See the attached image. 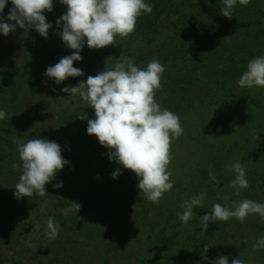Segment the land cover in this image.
<instances>
[{"label": "rangeland", "instance_id": "obj_1", "mask_svg": "<svg viewBox=\"0 0 264 264\" xmlns=\"http://www.w3.org/2000/svg\"><path fill=\"white\" fill-rule=\"evenodd\" d=\"M197 1L200 0H189V4L188 2L182 3V0H176L175 2L178 5L177 10L187 12L189 9L196 16V19H193V22L187 25L191 28V32L197 30L198 21L206 22V24L217 21V16L214 13L210 15L209 11L204 12L203 10L206 7L202 8L197 5ZM217 1L215 0L216 4H214V0H206V3H211L212 7H215V5H218ZM260 1L254 0L255 9L264 7V4H260ZM12 7V3L8 2L0 15L6 19ZM66 11L67 6L61 4L60 0H53V10L51 12L45 11L44 15L47 21L52 24L47 38L42 36L35 28L24 29L18 25L16 30L10 32L7 36L0 32V110H4L6 113L9 112L4 119L8 122L16 123L20 118L16 109L14 111V103L11 101L13 91L9 90L7 92L4 87L6 80L11 75L9 72L16 73L13 80H10L12 83L19 82L23 84L29 83L30 78L37 77L34 72L40 74L44 80L41 90L43 92L42 98L39 100L38 105H34V101L31 102L28 117L23 119L25 121L29 119L28 123L31 126L24 128V132H35L41 138L53 133L51 129L47 126L43 127L42 124L44 122L48 125L52 124L56 111L64 109L68 105L70 112H73L76 108L81 110L86 104L79 95H70V97L64 99L63 105H55V109L50 111L49 115L46 114L44 108L42 109L43 105L53 103L54 99L52 97L65 93L61 89L79 83L77 78L69 77L57 84L54 78L45 76L47 65L52 61H49L48 64L46 62L41 63V66H39L37 58L34 57V52L36 54L37 49H43L45 53L55 52V58L58 62L62 57L72 54L74 50L68 48L62 37L57 34L56 21ZM241 11L246 13L244 9ZM175 15H178V11L172 10L170 19L176 22ZM7 22L13 23L12 21ZM175 22L168 23L165 29L162 28L163 32L157 33L154 41L146 46H158L160 42H163L167 47H171L174 43L172 30ZM182 26V22H178V30ZM60 30L62 31V27ZM143 44L144 42L133 37L129 39L128 44L124 43L122 48L124 49L128 45L129 51H135ZM100 50L90 49L85 43L80 52L81 56L86 58L87 61L92 57V63L86 61L84 66L91 69L95 74L106 70V67L113 68L115 62L119 60L118 56L115 62L111 61L108 49L105 51ZM178 52L177 50L173 51L171 57L163 64L165 68L173 67L179 62ZM156 54L161 56V53ZM160 58H163V56ZM166 77L163 73L162 81ZM186 84L182 83L180 85L186 86ZM179 87L176 89V93L187 94L196 100L198 99L196 98L197 94L203 91L198 87L190 90H181ZM237 92L238 95L234 96V102H230L226 109L221 104L209 102L202 114L205 118L203 119L204 122L202 119L193 121L190 117L183 123L182 127L185 129L183 135L172 143L173 160L169 165V170L172 172L171 180L174 181L173 187L175 188L172 193H168L171 197H173L172 194L175 191L182 192L176 196L178 200H188L193 195H197L198 190L199 192L201 190L200 187L189 184L192 181L198 184L197 182L201 178L207 185L213 184V192L216 190L219 192L218 195L214 196L213 193L208 194L212 198V202L218 197L223 201L221 203H227L228 206H231L232 201L239 202L245 198L264 203V88H241L237 86ZM65 94L69 95V93ZM163 94V92L156 93L158 103L161 101ZM169 96L172 95L166 93L164 96L165 104ZM8 106H10L9 109ZM184 115L186 114H180V116ZM35 117L36 119H34ZM4 120H0V125H4ZM61 122L64 123L65 118ZM205 122L206 124L210 122L216 127L215 135H211L215 138L214 144L207 143L209 139L200 135L201 131L199 129H202L203 126H205L203 131L207 132ZM241 126L249 128L248 135L240 134L237 131ZM195 127L197 130H194L200 134L192 133L195 137L194 143L186 145L189 144L190 137H192L188 134L190 133L189 130ZM247 138L248 140L249 138L255 139L256 149L251 150L250 146L246 145ZM183 145H186L187 148H181L185 147ZM60 146L62 156L69 163L62 170H59L56 177L46 185L48 193L43 197L34 193L31 197L25 196L17 199L14 195L15 190L10 187L16 185L19 180L17 175L22 174V169L14 172L10 169L14 163L9 164L7 162H4L0 167V178L2 179L0 181V184H2L0 186V264H32V262L37 261H41L43 264H199V262L192 259L190 261L175 260V254L179 253L177 244L188 245L187 243L190 241L193 232L194 234L197 232V225L176 221L170 228L173 233L169 234H176L173 236L172 241L167 234L165 240L162 241L161 236L158 237L160 229L155 232L156 225L154 224L156 220H161L164 216L163 212H159L161 209L160 203L150 202V216L143 213L138 216L135 210L136 207L140 209L141 205H130L125 211L119 209V206L123 203L131 204L133 197L143 195L138 188L139 178L134 172L124 169L117 162H109L103 154L96 155L92 166L103 168L110 163L113 167L103 173L97 171L96 177L101 178L98 187H96V183H93L96 181L93 177L86 184H83L84 188L79 193L80 195L71 192L72 199H68L64 205L58 203L56 196L66 195L62 192V187L67 185L69 180L73 179L74 182L80 180L81 175L76 176L75 172L81 170L84 166L87 168L89 166L86 165L89 162V153L80 149L77 155H72L65 149V143L60 144ZM15 158L17 159L15 164L22 165L19 153L15 154ZM237 160L243 163L245 167L248 166L246 177L250 182V188L245 191L240 190L239 196L236 195L237 190L230 185V182L235 178V173L225 170L224 173L216 175L220 181L218 186L214 185L215 182L209 176H205L209 171L213 173L214 171L220 172L219 169H216V164L220 163V166L225 169V165L234 163ZM117 168L121 169L119 177L123 176V180H119V177L117 179L113 178L112 173ZM86 173H89V170ZM196 176L198 180L195 181ZM61 181L63 182L62 187H53L54 184ZM9 188L12 192L11 196L7 191ZM3 196L8 197L4 198ZM165 196L163 195L161 198V203L167 199ZM223 197H226L227 201ZM1 198H4V200ZM183 200H181V204H183ZM72 201L79 203L81 207L79 212L71 213L77 214L78 217L87 216L91 221L92 227H89L87 235H77L73 231L76 220H71L70 217L58 219L55 215L58 211L64 212ZM206 201L209 200L204 202ZM102 204L106 207L100 210L97 209ZM167 204L169 203L165 201L163 205ZM109 215L111 216L110 219H108ZM49 217H53L54 222L60 225V233L55 239L46 236ZM249 217L253 218V222H258L259 226L253 225L250 219L241 223L235 218L230 219L225 226L223 225L221 231L212 229L210 225L205 231L200 226L203 235L201 234L199 241H204L205 245L209 247L213 246L211 251H207L208 261L205 262L206 264H212L213 261L223 255L229 257V264L236 258L244 260L245 264H264V248L258 250L253 248L258 238L264 235V221L258 216L252 215ZM70 223L71 225H69ZM151 226L154 227V230H150ZM165 226L167 225L164 224V228ZM95 229L100 230L102 234H98ZM242 229H245L243 233L246 236L242 235ZM151 234L153 235L152 238ZM213 235L215 236L214 240H212ZM249 237L251 239L247 240ZM138 238L139 240H137ZM150 239H161L159 241L161 245L156 243V248L150 247L148 245ZM192 239L196 238L192 237ZM189 243L192 244L191 241ZM162 246H165L167 251H164ZM193 249L195 248L192 245L191 251Z\"/></svg>", "mask_w": 264, "mask_h": 264}, {"label": "clouds", "instance_id": "obj_2", "mask_svg": "<svg viewBox=\"0 0 264 264\" xmlns=\"http://www.w3.org/2000/svg\"><path fill=\"white\" fill-rule=\"evenodd\" d=\"M237 2L248 6L251 0H222L221 14L231 19ZM7 3L8 0H0V14ZM11 3L13 7L7 18L0 15V32L3 35L15 31L18 25L24 29L35 28L42 36L48 37L52 24L44 13L53 10V0H11ZM60 3L67 6V11L56 21L57 34L74 51L47 68L45 76L54 78L57 84L69 77L84 75L82 69L74 67V62L83 60L80 52L85 43L90 49L117 45V37L127 38L133 34L138 18L145 13L151 14L154 7L145 0H60ZM164 72L165 67L158 59L149 61L143 68L136 65L134 58L122 54L113 68L106 67L95 76L89 75L86 81L61 89L69 95H79L88 107L94 109L95 118L88 119V134L95 135L99 143L109 150L110 160L137 175L143 197L156 204L174 186L169 170L173 160L172 143L185 131L180 116L164 108L156 99L157 91L162 88ZM237 84L241 88H264V56H256L247 63ZM6 116V111L0 110V120ZM78 117L87 119V114ZM17 150L22 161V174L15 185V197H31L34 193L45 196L48 193L46 185L69 163L62 156L60 144L34 137L27 142H19ZM225 170L235 173L230 185L237 190V196L241 189L249 188L243 163L239 160L229 163ZM120 174L121 169L117 168L112 176L118 178ZM208 175L212 181L220 183L215 173L209 171ZM62 186V181L53 185L55 188ZM206 196V192H201L185 200L183 213H177L178 219L188 223L194 209L204 207ZM223 199L227 201L226 197ZM80 207L79 203L72 201L64 214L79 212ZM210 209V214L201 217L205 231L210 222H227L235 218L243 223L249 215H259L264 221V203L247 198L232 201L231 206L214 203ZM47 229L46 236L50 239H55L60 233V225L54 222L53 217L48 218ZM208 248L204 246V253ZM253 248H264V235L258 238ZM204 259L208 257L205 255ZM212 264H229V257L220 256ZM231 264H245V261L236 258Z\"/></svg>", "mask_w": 264, "mask_h": 264}, {"label": "trees", "instance_id": "obj_3", "mask_svg": "<svg viewBox=\"0 0 264 264\" xmlns=\"http://www.w3.org/2000/svg\"><path fill=\"white\" fill-rule=\"evenodd\" d=\"M8 2H11V0H8ZM145 2L154 6L153 11L151 14L145 13L138 18L135 32L127 38L117 37V45H109L102 48L100 51H105L108 49V52L111 55L110 59L113 62H115L117 57H120L122 54L126 57H132L134 58V62L136 63V65L143 68H146L148 62L153 59H158L162 64H164L165 61H167L171 57L173 51H179L177 55V57L179 58V62L176 63L173 67L165 68L164 74L167 77L162 81V88L159 89L157 93H164L161 96V101H159V103L164 108L177 113L179 116L182 113L186 114L184 116H180L182 120L181 125H183L185 120H188L190 117L193 121L202 119V121L204 122L203 119L205 118L202 116V114L205 111L206 107L209 105V102L221 104L222 106H225L226 109L230 102H234V96L238 95L237 86L239 85L237 84V80L246 70L247 63L256 56H264V7L255 9L253 4L254 0H251V3L248 6L240 5L237 2V4L232 9L233 17L229 19L221 14L222 0H218L217 4L219 6L215 5V7H212L213 5L211 3L207 4L206 0L197 1V5L201 6L202 8L206 7L203 10L204 12L209 11L210 15L214 13L217 16V21H211L207 24L206 22L204 23L203 21H198L197 30L191 32V28H189L187 25L188 23H192L193 19H196V16L189 9L187 10V12L185 10H177L176 7H178V5H176L175 3L176 0H145ZM186 2H188L189 4V0H182V3ZM260 2V4H264V0H261ZM214 4H216L215 0ZM242 9L246 10V13H243L241 11ZM172 10L178 11V15H175L176 22L170 19ZM258 10L260 11L258 12ZM174 22L175 26L172 30L174 43L171 47H167L163 42H160L158 46H146L150 45L154 41L157 33L163 32L162 28L165 29L168 23ZM178 22H182L183 25L181 28H179L180 31L177 28ZM133 37L144 42V44L142 46H139L135 51H129L128 45H126V48L123 49V44H128L129 39ZM118 50L120 51L117 52ZM156 53H161V56H163V58H160L161 56ZM55 54V52L45 53L43 49H37L36 54L34 52V57L37 58L39 66H41V63L43 64L46 62L48 64L49 61H52V63H49V65L46 64L47 67H49L54 66L56 62H58L57 58H55ZM86 61V58H83L82 61L74 62V67H78L84 72V75L82 76L73 77L74 79L77 78L79 82L86 81L89 75H97L91 69L84 66V63ZM87 62L91 64L92 57ZM170 68H172V70H170ZM34 73L37 74L38 78H30L29 83L23 84L19 82L12 83L10 80H13V77H15L16 73L9 72V74L11 75L10 77H8L4 84L5 91H13L11 101L12 103H14V111L16 109V111L19 113L20 118L16 123H11L10 121L8 122L7 120H4V125H0V167L4 164V162H7L9 164L16 163L17 159L15 158V154L18 153L17 144L19 142H27L28 139L39 137L35 134V132H24V128L31 127L29 126L30 123H28L29 119L28 121H25V119H23L28 117V112L31 109V102L34 101V105H38V102L43 95V92L41 90L44 80L40 74H38L37 72ZM182 83L187 84L186 86H182L180 85ZM178 86H180L179 89L181 90H190L191 88L194 89L198 87L203 91L197 94L196 98L198 99L196 100L193 97L188 96L187 94L183 95L176 93V89L178 88ZM166 93H169L172 96H169V99L165 104L166 100L164 96L166 95ZM67 97H70V95H66L65 93H62L60 96H54L52 97V99H54L53 103L50 102L46 105H43L42 109L44 108L46 114L49 115V112L55 109V105H63V101ZM9 107L10 106H8L7 108L9 109ZM240 109H242V107H240ZM68 112H70V108L67 105L64 109L56 111L54 115V122L52 124L48 125L46 122L42 124L43 127L47 126L53 132L52 134L45 136V139L54 140L59 144L65 143V149L72 155H77L80 149L89 153V162L88 164H86L89 165L88 168L84 166L81 168V170L75 172L76 176L81 175L80 180L76 182H74L73 179L69 180L68 184L62 187V192L66 195L56 196L58 203L63 205L68 199H72V195L70 194L71 192H75L76 195H80L79 193L83 191L84 188L83 184H86L89 179L94 177L96 181H94L93 183H96V187H98L99 183H101V178L96 177L97 171L103 173L104 171H107V169L113 167L110 163L103 168L99 166H92L97 154H103L109 162H112V160L109 159V150L99 143V140L95 135H89L87 132L88 119L95 118L94 109L88 107V105L85 104L81 110H79V108H76L73 112ZM236 112L240 114V112ZM83 113L87 114V119H81L78 117ZM63 118H65L64 123L61 122ZM34 119H36V117ZM204 124H206V122ZM201 126L203 125L201 124ZM242 126L238 128L237 131L240 134L248 135L247 133L249 132V128ZM203 127L205 129V126ZM203 127L202 129H199L201 131V134L194 130H197L196 127L190 129V133H188L189 136H191L192 133H197L203 135V137L206 139L208 138L209 140H207V143L214 144L215 138L211 137V135H215L216 127L208 122L206 124V133L203 131ZM242 128H244V130H242ZM192 137H190L189 144L186 145H191V143H194L195 137L193 135ZM186 145H183L185 147L181 148H187ZM246 145L250 146L251 150H254L256 149L257 144L255 143V139L249 138L248 140L247 138ZM220 165L221 164L218 163L215 166L216 169L220 170V172L214 171L216 175H220L225 172L224 167ZM245 168L246 173H248V166H246ZM10 169L16 172L17 170L22 169V165H19L18 167L13 166ZM87 170H89V173H86ZM19 176L20 175L18 174L17 178H19ZM205 176L209 175L207 174ZM123 179V176L119 177V180ZM1 180L2 179L0 178V181ZM194 180H198L197 176L194 178ZM197 183L198 184H195L192 181V183L189 185H197L196 187H200L201 190L200 192L198 190L197 195L201 192H206L207 196L205 200L209 201L204 202V207L194 209L193 216L188 223L196 224L198 227L197 232L195 234L193 232V235L191 236L190 241L192 242V244L189 243L190 241L187 243L188 245L177 244V247L179 246V253L175 254V260L183 259L186 261H190V259H192L199 262V264H206L205 262H207L208 259L205 260L204 256L206 255L208 257V253H204L203 251L205 243L204 241H199L201 234L203 235V232L201 230L202 228H200V226H202L201 217L205 214L211 213L210 206H212L214 203H221L223 201L216 197V199H214L212 202V198L208 196L209 193H213V196L219 194L218 190H216L215 192L212 191L213 184L207 185V183L201 180V178ZM215 183L214 185L218 186V184ZM1 185L2 184H0V186ZM251 187H253V185H251ZM10 188H13V190L16 191L15 186ZM10 188L7 189V191L11 196L12 192ZM174 188L175 187H173L171 191L164 194L166 195L165 198H167L166 200H164V202L166 201L169 204L163 205L164 202H162V204L160 200L159 203L161 209L159 210V212H163L164 216L161 220H156L154 222V224L156 225L155 232L157 231V229H160V235H158V237L161 236L162 241L165 240L166 234L169 238H171L172 241L173 236H175L176 234H169L173 233L170 231V228L176 221L181 222L178 219L177 213L179 212L182 214L184 211L181 204V200L183 199L178 200V197H176L182 192L175 191L172 194L173 197L168 195V193H172L174 191ZM255 188L257 189V187ZM241 190L245 191L246 189ZM3 197L6 198L8 196ZM4 198L1 199L4 200ZM230 200L232 201V199ZM150 202L151 201L145 199L143 195L135 196L133 197L131 204L123 203L119 206V209L125 211L130 207V205H141L140 209L136 207L135 210L137 211L138 216L142 213L150 216ZM221 204L224 205L223 203ZM105 207L106 206L102 204L101 206L97 207V209L100 210ZM55 215L58 219L70 217L71 220H76L73 231L77 235H87L89 227H92L91 221L87 216L78 217L77 214H72L71 212L65 215L62 211H58L57 213H55ZM249 216L246 217L245 220L250 219V222L252 223L253 218ZM254 216L259 217V215ZM110 218L111 216L109 215L108 219ZM229 221L210 222L209 225L212 229L221 231ZM164 224H166L168 227L165 226L164 228ZM69 225H71V223ZM253 225L258 227L259 223L253 222ZM152 229L154 230L153 226L150 227V230ZM167 230L169 231L166 233ZM244 230L245 229H242L241 232L243 233ZM95 231L98 234H102L100 230L95 229ZM242 235L244 236L245 233H243ZM152 237L153 235L151 234V238ZM192 237L196 239L193 240ZM214 237L215 236L213 235L212 240H214ZM161 239H150L148 240V245L150 247L156 248V243H159L161 245V243L159 242L161 241ZM248 239L251 238L249 237L247 238V240ZM137 240H139V238ZM195 241L196 244L194 245ZM192 245L195 249L191 251ZM162 248L164 251H167V248L165 246H162ZM212 248L213 246H210L208 248V251H211ZM32 264L43 263L41 261H37L32 262Z\"/></svg>", "mask_w": 264, "mask_h": 264}]
</instances>
